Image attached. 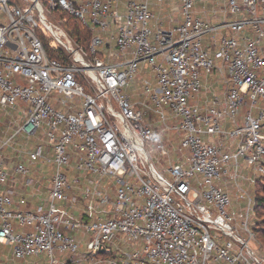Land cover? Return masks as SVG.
<instances>
[{
	"label": "built area",
	"instance_id": "2783aa9c",
	"mask_svg": "<svg viewBox=\"0 0 264 264\" xmlns=\"http://www.w3.org/2000/svg\"><path fill=\"white\" fill-rule=\"evenodd\" d=\"M162 3L0 0V243L13 258L264 264L251 187L264 180V0H178L164 17ZM55 12L91 32L86 47ZM18 179L45 203L24 207Z\"/></svg>",
	"mask_w": 264,
	"mask_h": 264
},
{
	"label": "rangeland",
	"instance_id": "374dc122",
	"mask_svg": "<svg viewBox=\"0 0 264 264\" xmlns=\"http://www.w3.org/2000/svg\"><path fill=\"white\" fill-rule=\"evenodd\" d=\"M151 1V0H150ZM215 2L219 3L221 2V0H215ZM178 3V0H163L162 5L164 6L165 4H167V6H164V9L160 12L161 13V17H164L172 8H174ZM206 9L208 11H210L211 8V4L210 3H206L205 4ZM195 7L197 8H201V3H196ZM159 13V14H160ZM53 22L59 23L61 25V27L67 32V34L71 37V40L75 43L78 44L82 47H85L87 44L88 39L84 38V39H79L76 40L77 35L75 34L74 29V25H76L79 29H82L80 27V25L74 20L72 19L70 16H68L65 13H60V12H55L50 16ZM46 22L47 25H49L51 33L56 37L59 38V36H61L63 33L60 31V29L58 27L55 26V24H53V22ZM75 22V24H74ZM55 28H57V31H52ZM84 29V28H83ZM82 29V30H83ZM87 29V28H86ZM88 30V29H87ZM89 31V30H88ZM91 33V32H90ZM81 37H83V34H80ZM67 38V37H66ZM62 38V40L66 43V41L68 40V38ZM43 39V43L45 46L46 51L51 54V55H56L58 54L59 51H61L60 47L57 45L56 40L53 36H51L49 33H47V35L42 37ZM66 39V41H65ZM68 45V44H67ZM146 70V69H144ZM145 71L142 72V75H145ZM139 86V80H134L131 84H129L128 86L124 87L122 89V91L125 92H129L131 90V87L134 88H138ZM140 90V87H139ZM173 154H171L172 156ZM9 167L13 165V163L8 164ZM47 183V182H46ZM246 186V183H243V187ZM252 190H253V194H254V189H253V185H251ZM259 191V190H258ZM259 220H261L262 218H264V208L260 211L259 210ZM261 224V222L259 221V225ZM6 249V245L0 243V255H2V253L4 254V252H2V250ZM254 249H259V251L264 254V247L262 245V241L261 238L259 237V235L256 238V246H254ZM10 264H45V260L44 257L42 255L40 256H28L24 259H11L10 262H7Z\"/></svg>",
	"mask_w": 264,
	"mask_h": 264
},
{
	"label": "crops",
	"instance_id": "0c3cea01",
	"mask_svg": "<svg viewBox=\"0 0 264 264\" xmlns=\"http://www.w3.org/2000/svg\"><path fill=\"white\" fill-rule=\"evenodd\" d=\"M152 7L154 8L155 14L161 16L160 12L163 9L162 10H158L156 5H154V4H153ZM195 10H196V12L199 15H201L202 17H204L206 19L212 18L210 13L207 10L204 11V12L202 11V6H201V8L195 7ZM207 39L208 38H206L204 42L207 45H209V42L207 41ZM43 168H44V166H42V165H35V166L32 165L30 167V174L32 176H34L35 178H37L39 176V174L41 173V170ZM20 182L21 181L19 180V182H17L16 185L19 186L18 191L20 192V194H22V195H24L26 197V203L24 204V207H26V208H34V207H36V206H38L40 204H44L45 203L44 200H45L46 195H47L45 188H43V191L39 194L35 190L31 189V187L24 186ZM16 198H17V196H16ZM2 252H4V254L2 253V255H0V261L3 262L4 264H10V263H7V262H10V260L13 259V257L10 254L9 247L6 245V249L2 250Z\"/></svg>",
	"mask_w": 264,
	"mask_h": 264
},
{
	"label": "trees",
	"instance_id": "16d2710c",
	"mask_svg": "<svg viewBox=\"0 0 264 264\" xmlns=\"http://www.w3.org/2000/svg\"><path fill=\"white\" fill-rule=\"evenodd\" d=\"M68 16H70L72 19H74L79 25L80 27L83 29H79L76 25H74V31L75 34L77 35L76 40L84 39L87 38L88 41L90 39V31H88L85 27H83L80 22L75 19L72 15L65 13ZM75 24V22H74ZM83 34V37L80 36V34ZM68 38V37H67ZM87 41V43H88ZM87 46V44H86ZM85 46V47H86ZM259 190V191H258ZM254 196H255V224L253 227V231L255 233V236L257 238V236L259 235V237L261 238L262 241V245L264 247V218H262L261 220H259V210L261 211L264 208V180L263 181H257L254 187ZM259 221L261 222V224L259 225Z\"/></svg>",
	"mask_w": 264,
	"mask_h": 264
},
{
	"label": "bare ground",
	"instance_id": "6f19581e",
	"mask_svg": "<svg viewBox=\"0 0 264 264\" xmlns=\"http://www.w3.org/2000/svg\"><path fill=\"white\" fill-rule=\"evenodd\" d=\"M52 31H55V32H56V31H57V28H55V29H54V30H52ZM66 39H67V38H66Z\"/></svg>",
	"mask_w": 264,
	"mask_h": 264
}]
</instances>
